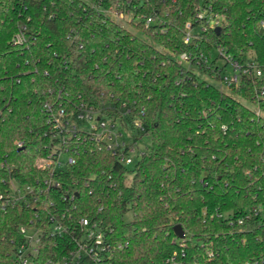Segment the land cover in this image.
Wrapping results in <instances>:
<instances>
[{
	"label": "trees",
	"instance_id": "1",
	"mask_svg": "<svg viewBox=\"0 0 264 264\" xmlns=\"http://www.w3.org/2000/svg\"><path fill=\"white\" fill-rule=\"evenodd\" d=\"M126 1L0 0V194L11 183L32 189L17 202L0 201V264H20V227L40 239L32 264H63L82 234L81 219L86 228H109L111 244L128 245L78 264H164L173 252H182L183 264H264V217L233 233L216 217L264 207V101L252 100L247 81L223 91L205 80L216 48L264 65V0H130L127 25L138 35L105 15ZM198 7L222 18L219 32L208 28L184 44ZM18 33L20 45L12 42ZM181 53L202 55L207 65L187 68ZM45 104L72 121L79 104L92 107L100 120L128 130L131 143L149 136L150 144L126 166L79 133L61 148L73 165L39 168L52 154ZM57 224L64 231L52 233Z\"/></svg>",
	"mask_w": 264,
	"mask_h": 264
},
{
	"label": "built area",
	"instance_id": "2",
	"mask_svg": "<svg viewBox=\"0 0 264 264\" xmlns=\"http://www.w3.org/2000/svg\"><path fill=\"white\" fill-rule=\"evenodd\" d=\"M129 1L130 0H127L123 7H120L117 4L110 6L105 10V15L118 23H127L134 16L133 11L129 8ZM89 5L92 7L94 6L91 2H89ZM221 20L222 18L218 14L211 12L210 7H198L194 20L188 21L185 25L183 31V43L188 44L195 35L206 32L208 28L213 27L215 29L220 25ZM152 22L153 19L151 17L147 18L144 22V27H148ZM258 24L259 27L264 30V17L259 19ZM12 42L13 44H22L24 42L23 35L18 33L13 37ZM213 53H215V55ZM212 57H218V60H224V65L221 67L218 66L217 60L215 65L211 68V79L206 76V81L213 83L223 91H226L230 86L239 85L241 81H247L251 86L252 100L259 102L264 101V65L251 56H247L245 61L240 62L225 53L221 48H216L212 52L211 58ZM177 59L180 64L187 68H197L201 65L206 66L208 61L202 55H199V57H192L189 53H181ZM226 65L231 69L229 75H224ZM248 105L250 107H247L256 115L261 113L259 105ZM43 107L48 115V123L51 126L49 132L51 139L50 143H52V154L37 162L39 168L49 169L52 167L58 169L73 165L75 163L74 157L64 153L61 148L65 139L75 138L79 140L81 138L79 133L83 136V140L89 137V139L93 140L95 143H101L102 147L107 150L109 156H116L117 160L123 165L129 166L133 164L134 161L132 154L136 153V158H138L141 150L137 152V142H130L129 131L121 127L118 121L100 120L98 111L92 107L79 104L75 121H72L66 116L64 109L60 106L55 110H53L51 105L48 104H45ZM77 123L80 124V127H78ZM131 127L136 131H143L138 121H133ZM221 129L222 131L225 130L224 127H221ZM16 146L21 147L22 143L17 142ZM62 155L65 157L64 160H61ZM55 186H59V184L56 183ZM26 194L32 195V189L29 186L21 187L15 183H11L10 191L4 195L0 194V201L4 199L6 202H17L24 198ZM216 217L227 221V225L230 227V233H233L234 228L238 226L240 227L243 222H248L246 230H251L254 227L251 220L257 217H264V207L258 205L253 210L246 211L242 218L233 219L230 213L217 214ZM85 224L84 219L78 221L79 227L82 228V234L76 241L74 250L70 251L67 256L63 258V264H78L82 262L83 258H90L92 261L98 262L102 258L110 256L114 250L123 249L128 245L126 241L111 244L108 240V236L111 233L109 228L101 229L96 223L91 224L86 228ZM19 231L23 234L25 242L18 246L16 258L20 264H32V257H34L37 252V245L40 239L32 229L20 227ZM61 231H64V229L59 224L54 225L52 233H60ZM175 241L180 247H184L186 243L185 237L182 239L175 237ZM203 244L204 243L199 242L200 246H203ZM207 257L208 259L214 257L212 251H207ZM182 258V252L180 254L173 252L165 259L164 264H183ZM245 264L250 263L246 262ZM252 264L259 263L255 261Z\"/></svg>",
	"mask_w": 264,
	"mask_h": 264
},
{
	"label": "rangeland",
	"instance_id": "3",
	"mask_svg": "<svg viewBox=\"0 0 264 264\" xmlns=\"http://www.w3.org/2000/svg\"><path fill=\"white\" fill-rule=\"evenodd\" d=\"M122 26H124L128 31H130L131 33L133 34H137V32H135L131 27H129L127 25V23H120ZM215 55V53H213ZM217 65L218 66H223L224 65V60L222 59H219L218 62H217ZM230 67L229 66H225V71H224V75H229L230 74ZM246 104V103H245ZM248 107H250L248 104H246ZM121 139V138H120ZM150 144V138L149 136H143L140 138V140L136 143V150L137 152L142 150L145 146H148ZM64 155L61 156V160H64ZM132 158H133V161L135 162L137 160L136 158V153L135 154H132ZM38 162V161H37ZM131 217H132V214L131 212H128L125 216H124V220L125 221H130L131 220Z\"/></svg>",
	"mask_w": 264,
	"mask_h": 264
},
{
	"label": "water",
	"instance_id": "4",
	"mask_svg": "<svg viewBox=\"0 0 264 264\" xmlns=\"http://www.w3.org/2000/svg\"><path fill=\"white\" fill-rule=\"evenodd\" d=\"M215 32L216 33L219 32V27L215 28ZM173 233H174L175 237L178 239H182L184 237V231L182 230L180 225H176L173 227Z\"/></svg>",
	"mask_w": 264,
	"mask_h": 264
}]
</instances>
